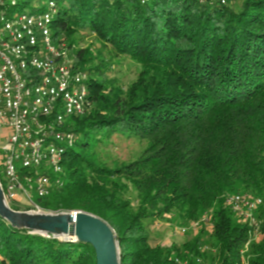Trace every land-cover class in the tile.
<instances>
[{
    "label": "trees",
    "instance_id": "16d2710c",
    "mask_svg": "<svg viewBox=\"0 0 264 264\" xmlns=\"http://www.w3.org/2000/svg\"><path fill=\"white\" fill-rule=\"evenodd\" d=\"M55 1V44L66 42L73 55L71 38L94 34L112 58L132 59L140 73L128 88L108 86L101 66H92L97 58L76 52L94 105L68 119L77 139L64 162L65 184L36 204L106 220L118 235L121 264H264V211L257 242L258 226L240 222L225 203L228 195H252L264 208V0ZM120 140L141 150L107 162ZM208 210L212 257L200 239L178 247L150 237L146 221L175 213L187 223ZM0 259L96 264V253L90 244L13 228L0 216Z\"/></svg>",
    "mask_w": 264,
    "mask_h": 264
},
{
    "label": "built area",
    "instance_id": "2783aa9c",
    "mask_svg": "<svg viewBox=\"0 0 264 264\" xmlns=\"http://www.w3.org/2000/svg\"><path fill=\"white\" fill-rule=\"evenodd\" d=\"M57 3L49 0L46 9L14 15L24 0H0V124L9 132L3 148L2 187L10 206L14 203L34 212L44 210L33 194L46 198L65 184L64 162L77 139L66 128L68 119L86 114L94 105L89 96L91 76L75 69L66 42L54 43ZM225 203L256 226L254 217L263 205L261 198L228 195Z\"/></svg>",
    "mask_w": 264,
    "mask_h": 264
},
{
    "label": "rangeland",
    "instance_id": "374dc122",
    "mask_svg": "<svg viewBox=\"0 0 264 264\" xmlns=\"http://www.w3.org/2000/svg\"><path fill=\"white\" fill-rule=\"evenodd\" d=\"M49 0H24V4L15 8L14 15L21 12H27L33 9L38 8H48ZM235 6L238 7L237 4ZM71 45L73 46V55L76 54L78 50H84L88 52L89 56L93 58H97V61L92 64H99L101 66L100 74L104 82L110 86L112 83L116 85L123 86L128 88L132 83H134L138 75L140 73V66L134 62L132 59H116L110 56V53L105 51V49L101 46V44L97 41L96 36L94 34L86 33L84 31L77 32L70 40ZM93 108V107H92ZM8 129L5 126H0V174L4 180V172H3V158L4 153L2 147L6 145L7 137L6 133ZM117 147H112L110 150V154H106L105 157H111L106 160L107 162H111L114 158H118L120 160H130L133 155L137 154L141 150V145L139 143L133 141H124L120 140L116 143ZM17 165L19 168H22L21 162L18 161ZM244 194V193H243ZM34 200L37 201L38 197L36 194H33ZM252 197V195H250ZM253 198V197H252ZM261 198V197H260ZM11 205L14 206V203ZM25 209V207H24ZM25 211V210H23ZM264 208L259 209L255 214L256 226L258 228L255 230V238L254 241L259 242L262 239L261 226L263 222L262 212ZM48 212V211H45ZM65 212V211H61ZM53 212V213H61ZM236 217L240 222L246 223L249 220H246L244 216ZM260 217V218H259ZM213 211L208 210L205 212L198 220L183 222L179 216L175 213L168 214L161 219L152 221H146L148 226L150 237L155 244H161L165 246L176 245L181 247L182 245L192 242L194 240L200 239L202 242V247L208 248L211 251L208 253L210 257L215 255V248L209 245L212 240L213 234ZM186 230L184 233L183 230ZM249 249H245L244 252H247ZM244 261H248L246 257V253L244 255ZM247 264V263H246Z\"/></svg>",
    "mask_w": 264,
    "mask_h": 264
},
{
    "label": "water",
    "instance_id": "95a60500",
    "mask_svg": "<svg viewBox=\"0 0 264 264\" xmlns=\"http://www.w3.org/2000/svg\"><path fill=\"white\" fill-rule=\"evenodd\" d=\"M3 188L0 181V216L13 228L62 241L90 244L96 253V264H121L118 235L106 220L84 211H16L7 203Z\"/></svg>",
    "mask_w": 264,
    "mask_h": 264
},
{
    "label": "crops",
    "instance_id": "0c3cea01",
    "mask_svg": "<svg viewBox=\"0 0 264 264\" xmlns=\"http://www.w3.org/2000/svg\"><path fill=\"white\" fill-rule=\"evenodd\" d=\"M0 126H3V125L0 124ZM5 133H6V137H7L9 132H5ZM5 144H6V143H5ZM4 146H5V145H4ZM3 148H4V147H2V149H3ZM3 153H4V151H3Z\"/></svg>",
    "mask_w": 264,
    "mask_h": 264
}]
</instances>
